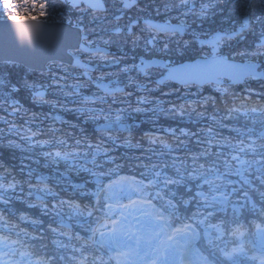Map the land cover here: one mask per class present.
<instances>
[{
	"label": "snow or ice",
	"instance_id": "obj_1",
	"mask_svg": "<svg viewBox=\"0 0 264 264\" xmlns=\"http://www.w3.org/2000/svg\"><path fill=\"white\" fill-rule=\"evenodd\" d=\"M66 3H71L72 7H79L80 0H65ZM87 8L96 10L103 9L104 5L101 0H83ZM134 3L135 0H132ZM181 4H186L187 0H180ZM55 7L53 3L51 5ZM124 8H128L131 4L128 0H124ZM50 7L49 0L44 2H38V0H0V17H6L8 21H12L15 25V31L19 36L21 42H31L33 39L34 29L26 26V21L19 19L20 17H26L29 20H38L40 17L48 16L47 9ZM207 7V6H205ZM35 12V15H33ZM120 19L119 16L116 17ZM259 19V18H258ZM147 27L154 33L151 35L145 43L147 45H154V42L159 38L161 34L166 36H174L178 32H183L182 26L172 25H151L146 22ZM248 27L247 19L241 29L235 33L217 34L211 40L212 53L209 57H206L200 61L191 64H180L175 67H168L164 65L166 74H161V80L156 81L157 85L163 83L164 80L175 81L182 84L185 87L195 85H214L217 86V91L222 93H228L229 87L232 83L247 82L249 80H261L264 79V68L257 65L254 62L237 63L234 58L225 56L217 51L218 47L227 39L231 40L234 37H240L241 33ZM84 29L79 28L80 35L78 36V46L75 51L77 53H89L90 58L99 57L101 61H110L111 63H119L120 60L116 57H109L106 51L99 46L92 47V41L88 40V37L84 35ZM117 33L121 29H115ZM128 31L131 34L132 27L128 26ZM104 44H108L109 41H103ZM132 43L136 44V38ZM202 44L205 42H201ZM185 47L188 45V41L184 42ZM169 49V44L164 43L161 51ZM74 60L73 66H79L80 68L87 69L88 65L82 64L78 57L71 51L68 53ZM237 55L246 57L264 56V32L261 33L260 40L256 44L255 50L242 51ZM5 63H10L6 60ZM154 67L152 64L140 65L133 64L131 68L136 69L138 72L143 73L145 76L150 75V69ZM66 70V69H65ZM130 69L125 66L121 69L122 72H128ZM82 75L88 76V72L85 70ZM66 79V77L56 78L55 74H52V83L50 85H38L36 83H29L27 80L22 82V86L31 90L33 97L41 103H52L53 107L59 104V101H48L44 98L47 88L55 87L56 90L62 92L65 96H79L80 87L82 82H77L70 87L71 92L65 91L68 87L61 84L60 81ZM91 79V78H90ZM102 82L104 76L101 75L96 78ZM0 81V84H3ZM130 83L134 81L130 78ZM227 85V86H225ZM98 90L104 92L103 95H94L92 97L83 96L80 100V105L85 109L84 114L87 119L99 120L101 117L107 121L104 127L101 129L103 134L98 143H87V148L91 150V163L96 164V155L102 153L106 157V162L115 163L116 158L109 156L110 151L104 146L105 139L111 141L114 145H118L120 136L114 135L115 131H119L122 121L121 113L126 109H116L115 118L112 119L111 112H105L103 107L98 110L94 107H88V105L104 104L107 103L109 97L111 102L109 103V109L112 104L125 103L124 100L118 99L115 92H123L122 89H101V84L97 83ZM43 89V90H41ZM13 91H17L15 85L12 86ZM151 91L150 89H145ZM124 96H131L132 93H123ZM235 100V97H233ZM210 101L214 103L212 97L205 98L203 104L206 105ZM147 97H139L138 103H148ZM16 102H12V111H18L15 107ZM63 107V105H60ZM130 106V105H129ZM188 107L191 111H196L190 103ZM243 106H236L233 102L232 106H225V115L218 117L212 115L210 119L214 124H220L222 127H227L223 124L225 119H230L233 114L241 113ZM134 112H142L145 109L137 106L133 108ZM155 111V109H153ZM169 114H179L183 116L185 114V105L179 106L173 104L168 110ZM258 109L252 107L251 109H244L242 114L245 116L251 113H257ZM200 117L204 116V112H197ZM54 119H59L55 117ZM8 123L7 121H5ZM253 124L257 121L253 120ZM261 131L256 133L254 128H247L241 130L240 128L232 129L237 133V137L232 139L220 137L219 133L214 131L212 126H209L204 131L206 139L197 140L198 144H204L206 147L198 154H190L191 165L187 163L186 158L173 157L171 163L168 162H150L148 164L138 165L143 166L145 171L141 173L143 179L137 180L135 177H119L117 180L109 181L107 184H103L99 187V191L95 193V205H88L71 200V199H58L51 203V210H62L67 206L74 216H88L92 217L94 211H99L101 208L104 210V215L101 218H97L96 226L89 227L86 231L90 232V235L82 237L79 233L75 236L70 231H61L60 227H52L49 225L51 232L56 233L58 236L67 237L69 240L75 239L80 242L79 247L72 246L73 255L65 257L64 255L51 256H35V254L29 250L30 246L25 244L20 239L21 233L25 236L29 234L20 229L16 232V239H12L9 234L0 232V264H55V261H70L72 264H109L110 261H115V264H137L139 260L142 264H223V260H230L232 264H237L235 257L244 253V244L241 242L230 250L219 247L215 241L221 240L224 235L225 229L223 227L224 221L220 220L216 223L212 222L217 211H226L229 206L232 207L234 213L239 212L247 204H252V209H256V205L249 198V190H259L254 184V180L259 182V185L264 186V120L260 121ZM14 124L10 125V131L15 129ZM127 130V129H125ZM53 133L58 131L57 129H50ZM172 133L174 140H178L182 145L185 141L180 140L176 135L175 129H167ZM30 135L22 136L21 138L28 141L30 145L33 143V137L39 135V132H33L31 128L27 129ZM181 136H196L197 133L188 132L185 129L179 130ZM131 136V132H129ZM145 137L149 140V143L155 145L159 143L164 149L171 153L172 146L164 139L156 136L145 134ZM220 137V138H218ZM143 139V138H142ZM234 141V142H233ZM56 144L65 145L64 139H56ZM12 142L9 141V144ZM50 140H37L35 144L38 146H44L50 144ZM82 141L77 139L75 144L80 146ZM123 144L129 147H140V143H132L129 138L123 139ZM179 146V145H178ZM215 146L216 151L212 149ZM19 147V145H17ZM227 147L230 152L225 155L223 149ZM148 151H152L148 149ZM156 154V153H154ZM165 152L159 153V155H165ZM81 155L77 149L71 151L56 150L54 152H44L43 156L51 160L52 163H59L61 160L75 161ZM83 155L87 157L89 152H84ZM215 155L216 160L207 162L209 156ZM205 158V163H200L201 158ZM223 157L224 171L220 170L217 165V160ZM139 159V158H137ZM151 160V157L148 158ZM81 167H84L81 165ZM99 168L101 165L96 164ZM117 168L121 165L117 164ZM172 168L175 171V176H169L165 169ZM23 170V169H22ZM94 177L105 176L111 173V169L108 173L103 171L97 172L90 168H84ZM32 175L31 171L28 173ZM238 177V180H232L230 177ZM39 183L33 185L29 183L28 196L33 195V189L43 193L45 196H58V193L45 182L44 178H37ZM198 183H195L197 182ZM18 182H9L5 184L0 182V204L7 206L11 197L8 195L9 191H15ZM170 186H176L177 188L183 187L187 193H192L193 188L196 189L194 195H190L188 198L176 200L177 193L172 191ZM207 186V190H205ZM74 189H79L81 185H72ZM167 190V191H165ZM23 191V189H21ZM134 194L137 198L132 199L129 195L128 202L121 203L119 200L120 193ZM101 193L103 194V203H101ZM86 195V193H81ZM233 194L237 195V200L234 202L231 197ZM260 196L264 198V191L260 192ZM20 199V197H17ZM37 199L40 202L42 212L46 215L49 211V204L46 203L43 197L38 196ZM243 200V203H239ZM154 201H159V206ZM193 201L196 204V210L184 218L178 215L179 208L181 206L187 208ZM31 207H36L35 204H29ZM261 214L264 215V206L260 209ZM57 215H60V211H56ZM71 218V217H70ZM21 220L25 217L22 215ZM0 222L2 227L9 232L17 228V225L10 224L8 218L0 213ZM33 224L41 223L38 220H32ZM242 225L234 228L230 235L234 237H242L244 232L241 231ZM259 229V225H257ZM215 233V235H213ZM259 242L264 247V230H260L257 233ZM98 237V238H97ZM201 237L207 242L209 247V254L205 255L200 248L197 247V243ZM36 239L37 237H32ZM43 239V237H38ZM53 244L58 249L67 248L69 245L64 244L60 240H53ZM98 246V247H97ZM103 249L107 250V258ZM215 249L220 253V256H216ZM94 250V251H90ZM98 253V254H97ZM78 254V255H77ZM19 259H13L16 256ZM35 257V258H34ZM264 264V260H262Z\"/></svg>",
	"mask_w": 264,
	"mask_h": 264
},
{
	"label": "trees",
	"instance_id": "obj_2",
	"mask_svg": "<svg viewBox=\"0 0 264 264\" xmlns=\"http://www.w3.org/2000/svg\"><path fill=\"white\" fill-rule=\"evenodd\" d=\"M259 1H252L251 6L254 7L252 10V15L254 13H257V10H259V6H257V3ZM222 14L217 16L211 21V24L209 26L208 22H206L207 30H210L209 32H214V30H218L221 27H224L223 24L225 21L227 23H231L232 18L228 15V10L224 6L223 7ZM256 9V11H255ZM231 10V9H230ZM254 17V15H253ZM257 17V16H256ZM6 17H0V19ZM228 18V20H226ZM239 21L242 20V18ZM255 20V19H254ZM175 21V20H174ZM221 22V26H217L218 23ZM261 25H264V18L259 21ZM259 28H261L260 25ZM264 31V28H261V32ZM262 68H264V64L262 65ZM10 72V81L15 83V85L18 87V93H22V101L26 105V107L32 106V103H30L29 99H25L24 96L26 95L27 88H24L22 86V82L20 79L26 78V75H29L24 71L22 67H13L10 68L8 71ZM36 76V75H35ZM13 79V80H12ZM227 86V85H226ZM26 89V91H25ZM199 94V93H198ZM194 95L192 97V107L196 109V111H191V109H187L185 111V114L183 116L176 115L175 119H171L170 121H159V124H154V126H151L152 124L149 123H143L142 126L138 131L142 133L145 131H155L156 127L158 126H165L169 129L174 128L176 130V135L179 136L180 140L185 141L184 144L180 145L178 140H174L172 135L168 136L166 134L160 136V138L166 140L171 146L172 151L171 153H168L166 149L163 148L162 145L159 143L152 145L149 144V140L147 137L143 136L141 139H139L140 147H138L136 153H140V155L146 157V164L150 162H168L171 163V160L173 157H180V158H186L187 163L191 165V160L189 158L190 154H198L200 153L206 145L204 144H198L197 140H204L206 139L204 131L209 126H212L214 128V131L216 133L220 134V137L232 139L234 137H237V133L235 131H232V129L240 128L241 130H246L247 128H254L256 133H259L261 131V123L260 121L264 120V80H249L245 83L244 86H230L229 92L220 93L219 91H216L212 87H206L203 89V92L199 95ZM191 98L190 94L187 95ZM195 97V98H194ZM212 97L214 99V103L210 101L208 104L204 105L203 100L205 98ZM235 97V100L234 98ZM233 102L236 104V106H243L241 113L233 114V117L230 119H225L223 121V124L227 125V127H222L220 124H214V122L210 119L212 115H216L218 117H223L225 115V106H232ZM252 107H258V113H251L249 112L248 116H245L242 114L243 110L251 109ZM197 112H204V116L200 117L197 115ZM255 120L257 123L253 124L252 121ZM155 127V128H154ZM185 129L188 132H194L197 133L196 136H181L179 130ZM163 131V128H161ZM150 135V134H149ZM152 136V135H151ZM154 136V135H153ZM218 137V138H220ZM234 142V141H233ZM179 145V146H178ZM136 148V147H135ZM148 149H151L152 151H148ZM123 151H125L127 154L129 153V147L128 148H120L117 152L118 154L123 155ZM134 150H132L131 153H133ZM165 152V155H159L161 152ZM213 152L216 151L215 146L212 149ZM223 152L225 155H227L230 152V149L225 147L223 149ZM156 153V154H154ZM12 153L7 152V154H4L3 158L8 160L11 158ZM133 156V155H132ZM9 157V158H8ZM151 157V160L148 158ZM133 158V157H132ZM216 156L212 155L207 158V162H211L212 160H216ZM11 160V159H9ZM29 164H32L33 166H37V163L33 162L31 159L28 160ZM200 163H205V158H201L199 161ZM217 165L220 167L221 171H224L223 168V157H221L219 160H217ZM38 168L42 171V176L45 177L46 181L50 183L51 186H60L61 183L66 182L67 185H69V182H72V179L67 178H58V175H54V170L50 165H47L44 163V161L41 162V164L38 165ZM14 169L19 170L21 174L23 175V166L21 164L17 165V167H14ZM1 172H5L3 168H1ZM167 174L169 176H175V171L172 168L165 169ZM144 171H136L132 172L134 175L140 177L141 173ZM57 174V173H56ZM73 176V175H72ZM232 180H238V177H230ZM254 184L257 186L259 190H249V198L250 200L256 205V209H252V204H247L243 208L239 210V212L234 213L232 210V207L229 206L226 211H217L215 217L212 219L213 223H216L220 220H223L225 223L223 225L225 232L221 240L215 241L216 244L219 245V247L226 248L227 250H230L232 247H235L238 243V240L241 238L244 239V249L247 251H252L253 244L255 246L259 245L258 240V231L264 230V215L261 214V207L264 206V198L260 196V192L264 191V186L259 185L258 181L254 180V176L252 177ZM29 181L27 182H21L18 184V187H23L28 191L30 190L28 185L29 183L36 185L38 183H35V181L32 178H29ZM88 180L85 178H78L76 177L73 181V185L80 184L84 181ZM195 183H198L195 182ZM64 184V183H63ZM64 186V185H63ZM172 191H175L177 193L175 199L179 200L181 197L188 198L190 195H194L195 188H193L192 193H187L183 187L177 188L176 186H170ZM205 190H207V186H205ZM167 191V190H165ZM83 191L81 188L78 190L70 191L69 193H65L64 195H58L56 197L53 196H45V202L49 204V211L45 215L40 207V203L32 198H20L17 199L18 196H10L11 201L7 206H4L3 204H0V213H3L9 220L10 224L17 225L16 229L11 230L10 232L8 230H5V232H8V234L11 236V238L16 239V232L20 229H24L29 235L25 236L23 233L20 235V239L24 241L25 244L29 245V250L32 251L35 256H59L64 255L65 257H68L70 255H73L72 252V246L75 245L76 247H79L80 242L72 239L69 240L67 237L58 236L56 233L51 232L49 229V225L52 227H60L59 223V217L67 218L68 216L71 217V222L74 223V226L71 230L64 229L63 227H60L61 231H70L73 236H75L76 233H79L80 236H88L90 232L86 231L89 227H92V224L96 221V214L93 213L92 217L82 218L80 216L74 217L72 213H70V209L65 206L62 210L57 209L56 211H60V215L56 214V211L51 210V203L54 200L58 199H79L80 201H83L82 205L88 204L90 205L92 202L90 198L88 199V195H82ZM231 199L235 202L237 200V195L233 194ZM160 203V202H159ZM239 203H243V200H240ZM29 204H35L36 207H29ZM196 210V204L195 201H193L190 205L187 206V208L181 206L178 211V215L181 216V218H184L188 215H191L192 212ZM24 216L25 219L21 220L20 217ZM83 217H86L83 216ZM32 220H38L41 223L33 224ZM78 220H84L86 223L85 225L79 224L80 222ZM79 222V223H78ZM3 222H0V225L2 226ZM242 225L241 231L244 232V235L242 237H234L230 235V232L236 228L237 226ZM257 225H259V229L257 228ZM215 235V233H213ZM32 237H37L36 239H33ZM38 237H43V239H39ZM53 240H60L64 244L69 245L67 248H61L58 249L55 244H53ZM261 246V245H260ZM203 247L206 248L209 251V247L207 246V242L205 241L203 244ZM262 247V246H261ZM263 248V247H262ZM94 251V250H90ZM213 251H216L213 249ZM245 253V252H244ZM78 255V254H77ZM216 256L219 257L220 253L216 251ZM221 260L223 261V264H232V261L230 260H223L221 257ZM237 262V260H236ZM55 264H72L70 261H60L57 259L55 261Z\"/></svg>",
	"mask_w": 264,
	"mask_h": 264
},
{
	"label": "flooded vegetation",
	"instance_id": "obj_3",
	"mask_svg": "<svg viewBox=\"0 0 264 264\" xmlns=\"http://www.w3.org/2000/svg\"><path fill=\"white\" fill-rule=\"evenodd\" d=\"M138 3L135 6H132V8H124L123 3L119 2L117 0H104L107 4V10L104 13H95L91 10H87L85 7H82L78 10H74L68 5H64L60 3L59 1H56V7H53L52 9H47L49 12L55 11V16L62 17L65 22H69L73 25H84L85 30L92 29L93 31H115V29L119 28L121 29V33L116 35L119 37H115L114 40L119 41V43L115 44L112 43L108 47L111 49V54L109 57H116L119 58L120 62L117 63L115 66L111 65L112 63L109 62L106 66L110 65L109 69L102 70L100 67V59L99 57L96 58H90V54H86L83 52L77 53L79 57L82 58V60L90 65H94V68L92 71L86 70V69H79L75 67H67L65 65H59V66H51L50 73H54L56 78L59 79L60 77H66V79L61 80L60 83L64 84L68 87L65 88V91L71 92L72 88L71 85L75 84L77 80L82 82V86L80 87V95L79 96H65L63 93L64 102L66 103V108H70L73 110H77L79 112H83L85 110L80 105L81 97L83 96H89L92 97L95 93H98V95H103L101 93V90H98L97 83L98 81L96 78L103 75L104 80L111 87H116L118 85H125V83L129 81H124L123 78L127 74L130 76L131 74H134L136 69L131 68L133 64L140 65L142 63V60H157L162 59L165 62V65L174 66L177 64L178 60L177 55L178 53H181L184 50H188L189 47L193 44H199L195 37H188V45L185 47V44L180 42V34L177 33L174 36H166L164 34H161L159 38L164 39H170V38H177L174 39L169 44V49L166 51H161L162 44L158 43L157 41L154 42L153 45H147L145 41L154 33L147 27L144 20L145 19H151L153 21H161L163 23H171V24H177L181 23L173 22L171 21L167 16L169 15V11L165 10L163 8L164 4L161 3V0H137ZM54 2V1H53ZM55 3V2H54ZM119 16L120 19L117 20L116 17ZM135 21H138L139 23L136 25V27L133 28V32L131 36H128L125 32L128 33V26L131 25V27L134 26ZM187 28V34L188 32H191L195 26L192 25L191 22H183ZM195 32V31H194ZM105 35V34H104ZM112 37V36H108ZM126 37L131 39H125ZM136 38V44L134 45L132 43L133 39ZM93 38V35H90V39ZM192 41V42H191ZM164 44V43H163ZM194 45L191 46L190 49L194 48ZM93 46V45H91ZM130 49V51H128ZM55 66V67H54ZM125 66L129 67L128 72H122L121 69ZM56 68V70H54ZM66 69V70H65ZM88 72V76L82 75L84 71ZM163 70L160 69H150V75L147 77L146 80L148 83L153 84L156 80H154V77L161 73ZM49 73V74H50ZM52 74L48 77H43V81H45L46 85H50L52 82L46 83L49 80L52 81ZM91 78V79H90ZM102 81V82H103ZM130 83V82H129ZM41 85V84H38ZM128 87L127 85H125ZM124 86V87H125ZM153 85H150L151 88ZM53 88V87H51ZM55 88V87H54ZM148 88V87H147ZM145 88V89H147ZM48 89V88H47ZM151 94L150 92H148ZM146 96L147 94L144 93ZM90 107H93L91 105Z\"/></svg>",
	"mask_w": 264,
	"mask_h": 264
},
{
	"label": "water",
	"instance_id": "obj_4",
	"mask_svg": "<svg viewBox=\"0 0 264 264\" xmlns=\"http://www.w3.org/2000/svg\"><path fill=\"white\" fill-rule=\"evenodd\" d=\"M62 1L65 4L71 5V3H66L65 0ZM128 2L131 4L130 7H132V4L134 5L137 3V1L133 3L132 0H128ZM83 3H84L83 0H80L79 6H81ZM101 3H103L104 5V2H102V0ZM100 10L104 11L105 5L103 9H96L94 11H100ZM22 21H26L27 27L34 29L33 39L30 43L27 41L21 42L19 36L15 31V25L13 24L12 21L4 20V19H2V21L0 20V63H4L6 60H8L10 61V63H14V64L18 63L24 66L25 68L27 67L30 70L41 71V72L48 71L47 66L51 62L60 61L69 65L70 64L74 65L75 62L72 59V57L68 55V53L69 51H75L76 47L78 46V36L80 35L79 28H83L82 26H79L78 28H74L69 24L67 25L65 23H60V22L48 23L42 20L24 19ZM146 22H148L151 25H169V24H162L156 21L155 22L146 21ZM175 26H179V25H175ZM217 34H226V33L218 32L214 34V36L210 38V40L205 41V43L211 46V40ZM102 49L108 51L106 48H102ZM202 59L204 58H200L194 61H189L188 63H183V64L195 63ZM237 63H242V62H237ZM145 64H152L155 67L157 66L163 67L165 65L164 61H160V60L146 61ZM164 82H168V80H164L163 83ZM172 82L178 85H182L175 81ZM232 84L233 85L244 84V82H238ZM195 86L201 87V86H206V84L195 85ZM103 87L104 85L102 86V88Z\"/></svg>",
	"mask_w": 264,
	"mask_h": 264
},
{
	"label": "rangeland",
	"instance_id": "obj_5",
	"mask_svg": "<svg viewBox=\"0 0 264 264\" xmlns=\"http://www.w3.org/2000/svg\"><path fill=\"white\" fill-rule=\"evenodd\" d=\"M13 2L15 3V2H17V0H13ZM231 3V2H230ZM241 3L243 4H241L240 5V11H242L240 14H237V13H235V12H233V9H234V7L235 6H238V4H236V3H231V5L230 4H225V7L227 8V10H228V15L229 16H232V18H233V16H234V18H236V20L234 21V23H236L237 25H239V23H240V25H242V23H241V21H239L240 19H238V18H242L243 19V15H244V13H246V14H248V13H251L252 12V10H253V8L254 7H252V8H249V5H250V0H243V1H241ZM219 5V3H215V4H213V5H211L210 3L209 4H207V7H205V6H202V7H200V9H202L203 11L202 12H200L199 13V17L200 18H202L203 20V24H205L206 25V21H207V19L208 18H210V15H213L214 13L215 14H217L216 12H218L219 10H220V8H218L217 6ZM187 6H189V5H187ZM186 6V4H183V6H177L179 9H182V10H178V8L176 7V9H175V11L177 10V12H180L179 14H181L179 17L176 15V13L177 12H175L174 10H173V8L172 7H170V10H173L172 11V15L171 16H167V17H171V19H175V20H178L179 18L181 19V18H187V17H195L196 15H197V11H196V9H191V8H187V9H185L184 7H187ZM257 6H259V10H257V13H254L253 15H254V17H253V15H252V13H251V23H254V24H256V25H260L261 26V28H264V25H261V23L259 22V21H261L263 18H264V0H262V1H259L258 3H257ZM231 9V10H230ZM255 11H256V9H255ZM222 14V13H221ZM220 14V15H221ZM173 15H176V16H173ZM257 16V17H256ZM214 18V17H213ZM259 18V19H258ZM255 19V20H254ZM209 20V19H208ZM226 20H228V18L226 19ZM234 20V19H233ZM197 23H198V20L196 21ZM221 22H219L218 23V25L220 24ZM208 24L210 25V23L208 22ZM229 23H225L223 26H225V25H228ZM238 27V26H237ZM226 28H228V26L226 27ZM224 29V30H232V29ZM204 29V28H203ZM239 30V29H238ZM257 30L255 29V28H252V30H251V36H254V34H255V32H256ZM190 34H193V31L190 33ZM245 35H247V34H245ZM128 37H126L125 39H127ZM178 38V37H177ZM177 38H170V39H167V40H165L164 41V43H172V42H174L173 40L174 39H176L177 40ZM201 38V37H200ZM128 39H131V38H128ZM132 39H133V37H132ZM240 41H243V40H245V37L243 36L242 38H240L239 39ZM236 45V44H235ZM225 48L224 49H226L227 51H231V57H233L234 55H235V52L233 51V44L232 43H228V44H226L225 46H224ZM202 49V48H201ZM252 61V60H251ZM113 65H115V64H113ZM19 68V67H18ZM7 68H5V66L4 67H1L0 68V81H4L5 79H7V76H10L9 75V73L8 72H5V70H6ZM25 71V70H24ZM26 73H28L29 75H26V77L27 76H30V75H32V74H30V72L29 71H26ZM158 91L159 90H157V94H158ZM182 91V90H181ZM8 93H9V95L10 96H14V97H16V96H18L20 93H18V91H13L12 90V88H10V90L8 91ZM1 92H0V97H1ZM95 94H99V92L98 93H95ZM184 96V95H183ZM0 100H3V101H8V103L10 104L11 103V99L10 98H6V99H4V96H3V98L2 99H0ZM138 100V99H137ZM155 102H157V100H155ZM155 102H153L152 103V105H151V108H149L148 110H147V112H148V115L147 116H145V118H144V123H146V124H148L149 125V123H151L152 125L151 126H154V124H159L158 123V121L157 120H159V118L157 119V116L160 114V116L159 117H163V112L165 113V104H164V107H163V105L162 104H157V103H155ZM164 102H165V100H164ZM166 103V102H165ZM61 104L63 105V107H66L65 106V104L66 103H64V102H61ZM52 105V104H51ZM53 106V105H52ZM164 108V109H161V110H159L160 108ZM95 109H99V107H94ZM153 109H155V111H157V110H159L158 111V113L156 114V119L155 120H153V118H151L150 116H151V113L152 112H154L153 111ZM21 111H17V113L19 114ZM77 112V111H76ZM105 112L107 113V112H110V111H106V109H105ZM115 113L116 112H111V117H112V119H114V117H115ZM167 115V114H166ZM170 115V114H169ZM170 117V116H169ZM85 119H87L86 117H85ZM165 119H167V117L165 118ZM160 121H165V120H160ZM83 122L84 123H86V125L90 128V129H92V130H94L96 127H98V126H100V124H102V123H107V121H105L102 117H101V119H99V120H83ZM121 124L122 125H125V126H128V128H130V131H128V133L127 134H120V133H118L117 135L118 136H120L121 137V143H123V139L124 138H129V139H131L132 140V143L133 144H136L138 141H139V137L138 136H141L140 134H137L138 132H140V131H138V129L140 128V125L138 124V122L137 121H130V120H128V122L127 123H125V121L123 120V118H122V121H121ZM82 125V124H81ZM76 127H78L79 129L81 128L80 126H76ZM156 127V130L157 129H160V128H163L164 130H166L167 131V129H166V127L165 126H160V128L158 127V126H155ZM154 127V128H155ZM134 129V130H133ZM129 132H131V136H129ZM134 133V134H133ZM108 145H110V144H108ZM119 145V144H118ZM124 145V144H123ZM35 146H36V144H35ZM111 146V145H110ZM124 147H128V146H126V145H124ZM133 148L134 147H129V153H128V156L130 157V158H132L133 156H135V154L136 153H131L132 152V150H133ZM25 152V149H23V148H19L18 150H14V153H15V155L16 156H19L20 154H23ZM133 155V156H132ZM63 169H65L64 167L62 168V170ZM66 171H61V169H59V171L63 174H66V173H68L69 171L67 170V169H65ZM72 170H74V169H72ZM80 170V171H79ZM76 169V171L77 172H74V175L72 176L71 174L69 175L70 177H74L73 179H72V182L68 185V186H71L72 185V183L74 182L73 180L76 178V177H78L79 178V176L81 175V177L80 178H85V177H82V174L84 173L85 175H90V173H85L84 172V170H82V169ZM80 172H82V173H80ZM121 177H127V176H121ZM70 179V178H69ZM117 179H119V177L118 178H116L115 180H117ZM112 180H114V178H109V180H107V182H99V183H97V184H95L96 185V192L95 193H97L98 191H99V187L98 186H102L103 184H107L109 181H112ZM86 182H89V181H86ZM83 185V184H82ZM61 186H63V185H61ZM34 190V189H33ZM101 195H102V198H103V194L101 193ZM129 195H131V198L132 199H136L137 197L134 195V194H130V193H127V192H125V193H120L119 194V200H120V202L121 203H127L128 202V199H129ZM95 196V195H94ZM95 199V198H94ZM98 238V237H97ZM106 249H103L102 251H104L105 253H106V258H107V255H108V253H107V250L105 251ZM110 263H112V264H115V261H110ZM137 264H142V262H140L139 260L137 261Z\"/></svg>",
	"mask_w": 264,
	"mask_h": 264
},
{
	"label": "bare ground",
	"instance_id": "obj_6",
	"mask_svg": "<svg viewBox=\"0 0 264 264\" xmlns=\"http://www.w3.org/2000/svg\"><path fill=\"white\" fill-rule=\"evenodd\" d=\"M2 21V20H1Z\"/></svg>",
	"mask_w": 264,
	"mask_h": 264
}]
</instances>
